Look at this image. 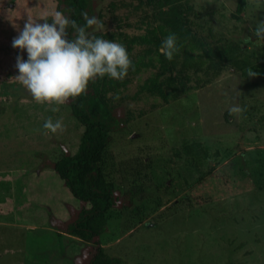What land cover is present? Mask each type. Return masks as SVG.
<instances>
[{"label": "rangeland", "instance_id": "374dc122", "mask_svg": "<svg viewBox=\"0 0 264 264\" xmlns=\"http://www.w3.org/2000/svg\"><path fill=\"white\" fill-rule=\"evenodd\" d=\"M190 1L197 32L239 45L245 63L264 62V41L253 34L264 0H247L239 19L235 0ZM90 4L104 32H142L135 1ZM56 10V0H0V264H87L93 240L113 264H264V78L245 80L230 65L167 104L131 99L153 70L129 77L103 155L114 198L104 231L89 242L66 232L88 204L69 194L50 156L73 153L82 128L69 100L38 104L21 90L16 57L27 53L12 47L28 19ZM232 106L244 111L230 114ZM48 118L63 131L43 129Z\"/></svg>", "mask_w": 264, "mask_h": 264}, {"label": "trees", "instance_id": "16d2710c", "mask_svg": "<svg viewBox=\"0 0 264 264\" xmlns=\"http://www.w3.org/2000/svg\"><path fill=\"white\" fill-rule=\"evenodd\" d=\"M56 1L59 11L68 14L78 25L85 23L83 13L92 15L90 0ZM133 1L136 2L134 9L142 13L139 24L135 26L142 29L141 33H95L104 39H116L125 46L133 67H130L122 81L110 79L108 76L97 78L89 82L85 93L69 98L70 113L82 128L77 147L73 153L66 154L60 150L58 154L50 156L54 172L69 194L88 204L87 207H81L65 225L69 235L84 242H89L94 236L103 233L105 213L113 205L112 183L106 178L102 162L110 139V129L117 124L111 114V107L120 95H123L121 100L127 97L123 93L130 76L138 75L143 70H153L137 86L131 99L135 100L138 94L150 95L158 97L163 104L185 94L191 88V82L207 81L216 76L226 65L234 67L245 80L251 78L247 75L249 69L258 73L254 77L264 78L263 61L252 65L245 63L238 58L239 45L227 43L223 38L214 39L210 30L205 36L196 31L190 18L195 15L190 0ZM246 2L247 0H235L231 13L233 18H240ZM113 4L110 2L109 6L113 8ZM71 31L70 28V34ZM170 33L177 36L178 47L171 61L158 50L163 39ZM134 45L141 48L133 55ZM164 192L162 191L167 195ZM93 243L97 244L96 250L87 264H113V258L104 254L98 242L93 240Z\"/></svg>", "mask_w": 264, "mask_h": 264}, {"label": "clouds", "instance_id": "9594fccd", "mask_svg": "<svg viewBox=\"0 0 264 264\" xmlns=\"http://www.w3.org/2000/svg\"><path fill=\"white\" fill-rule=\"evenodd\" d=\"M83 16V25L58 10L39 19H28L13 39L12 47L27 53L26 60L20 55L16 57L15 81L36 103L63 105L69 98L85 93L90 81L105 76L122 81L133 67L125 46L95 35L104 28L98 17L88 13ZM253 34L257 40L264 41V21L257 24ZM158 50L171 61L178 51L175 33L168 34ZM247 75L254 77L258 73L249 69ZM58 110L51 108L53 112ZM228 111L239 115L244 109L232 106ZM43 129L56 133L63 131V124L48 118Z\"/></svg>", "mask_w": 264, "mask_h": 264}]
</instances>
